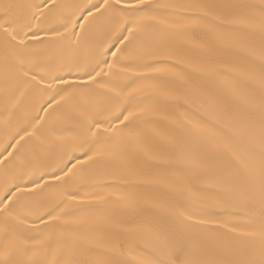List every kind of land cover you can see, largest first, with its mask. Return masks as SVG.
Returning <instances> with one entry per match:
<instances>
[{
    "label": "snow or ice",
    "instance_id": "6c2138e0",
    "mask_svg": "<svg viewBox=\"0 0 264 264\" xmlns=\"http://www.w3.org/2000/svg\"><path fill=\"white\" fill-rule=\"evenodd\" d=\"M0 264H264V0H0Z\"/></svg>",
    "mask_w": 264,
    "mask_h": 264
}]
</instances>
